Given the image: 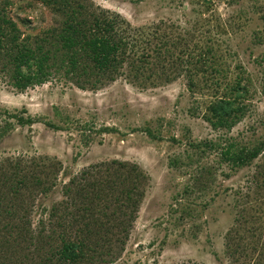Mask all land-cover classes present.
I'll list each match as a JSON object with an SVG mask.
<instances>
[{"label": "rangeland", "instance_id": "rangeland-1", "mask_svg": "<svg viewBox=\"0 0 264 264\" xmlns=\"http://www.w3.org/2000/svg\"><path fill=\"white\" fill-rule=\"evenodd\" d=\"M86 1L119 15L142 39H152L157 29L159 35L207 41L225 79L218 89L190 93L184 70L168 81L159 72L134 78L125 65L115 80L92 78L95 87L80 88L60 71L20 91L13 86L14 68L1 60V206L15 202L8 185L2 188L3 176H37L47 191H22L26 211L20 214L34 233L39 221L51 233L65 216L73 234L84 228L70 226L77 186L104 183L112 178L110 163L115 161L113 169L126 163L143 176V196L123 247L113 238L102 249L105 264H264V151L246 167L220 160L226 144L264 143V0ZM7 2V19L30 47L58 27L59 18L38 0ZM187 41L184 59L192 48ZM240 77L245 114L232 129L215 130L204 118L207 106L223 95L225 83ZM15 116L34 123L20 126ZM109 248L117 258L107 256Z\"/></svg>", "mask_w": 264, "mask_h": 264}, {"label": "trees", "instance_id": "trees-1", "mask_svg": "<svg viewBox=\"0 0 264 264\" xmlns=\"http://www.w3.org/2000/svg\"><path fill=\"white\" fill-rule=\"evenodd\" d=\"M38 1L50 7L59 22L58 27L50 31L49 37L41 39L35 47L20 40L15 24L6 17L5 7L9 3L7 0L0 2V61L7 59L12 65L13 86L20 91L41 85L52 74L60 71L74 80L80 88L85 85L95 87L98 81L91 82L92 78L115 80L125 65L134 78L142 77L147 71L149 75L146 78L150 79L154 73L159 72L158 75L166 77L168 81L177 78L184 70L190 93L218 89L222 84L220 80L225 79L223 75L219 76L221 70L217 61H214L215 51L207 41H194V36L191 35L190 38L159 35L156 34L157 29L152 32V39H142L143 35L139 30L131 31L129 24L119 15L100 8L97 11L86 0ZM215 28L220 26L216 25ZM188 39L192 48L184 59ZM80 79L83 80L79 81ZM224 90L222 96L210 102L206 109L208 114L204 116L215 130L232 129L246 111L241 101L246 97L247 89L242 85L241 77L235 78L232 83H225ZM14 118H17L16 122L20 126L34 123L30 118ZM6 126L3 132L10 125ZM147 134L155 138L150 131ZM211 148L214 147L211 145ZM263 151V142L252 148L226 144L220 148V160L232 167H246ZM114 162L109 166L112 178L104 183L94 180L78 185L74 191L71 203L78 206L70 226L83 224L84 228L76 227L73 234L70 227L66 229L69 224L64 221L65 216L56 219L55 229L51 233L45 229L43 221H39L40 228L34 233L28 217L20 214L26 211L22 191L29 188L47 191L46 183L37 176H3L2 188L8 185L15 202L8 208L2 207L1 204L6 199V195L2 193L0 264L108 263V260L102 258V249L113 238L114 244L123 247L143 196L139 191L143 176L138 169L128 164L125 167L126 163H118V167L113 169L111 167L116 164ZM123 169L127 171V175L121 173ZM65 190L69 194L70 189L65 187ZM95 227H98L97 231L93 230ZM8 238H12L13 244ZM25 243L28 244L27 247ZM31 248L34 252L27 255L26 251ZM106 253L109 258H117L112 248Z\"/></svg>", "mask_w": 264, "mask_h": 264}]
</instances>
